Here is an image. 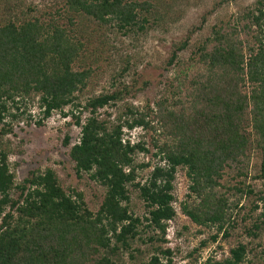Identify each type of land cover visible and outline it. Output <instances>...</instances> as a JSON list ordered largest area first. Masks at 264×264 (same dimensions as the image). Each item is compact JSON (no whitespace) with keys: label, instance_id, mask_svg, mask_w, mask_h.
Instances as JSON below:
<instances>
[{"label":"trees","instance_id":"16d2710c","mask_svg":"<svg viewBox=\"0 0 264 264\" xmlns=\"http://www.w3.org/2000/svg\"><path fill=\"white\" fill-rule=\"evenodd\" d=\"M172 2L65 0L64 26L54 19L0 21V264H120L124 253L133 259L137 251L132 245L141 241L142 221L129 211L130 186L146 208L144 228L155 232L143 243H165L166 224L175 217L172 183L178 167L186 169L189 190L198 200L197 205L183 207L191 222L215 226L217 234L223 231L227 238L225 226H235L229 199L246 196L253 199L251 213L262 206L247 234L256 237L264 225V0L214 26L189 58L188 62L201 66V79L190 83V106L177 107V102L161 99L156 110H150L157 118L155 124L153 119L146 121L147 114L139 107L118 108L130 92L128 86L80 102L79 95L91 86L95 70L79 61L93 42L77 30L78 17L97 32L111 26L125 37L143 32L152 10L157 21L167 19ZM188 42L186 37L175 45L169 64ZM128 68L125 62L120 77ZM34 98L39 103L37 126L59 112L71 116L80 128L79 142L71 146L69 157L77 177L86 174L106 190L95 213L85 207L80 193H65L51 169L31 171L15 184L6 136L13 133V123L23 120L26 109L22 107ZM67 107L72 110L65 113ZM108 107L119 109L113 119L111 113L99 114ZM26 120L31 122V117ZM141 127L159 132L163 139L159 145L152 139L158 163L143 184L135 182L138 172L150 165L137 163L135 157L148 150L143 143L131 144L123 138L124 129ZM68 142L66 136L64 146ZM254 152L260 158L255 178L262 181V188L258 190L247 184ZM13 190L18 194L15 199ZM155 251L137 262L172 264L170 250L156 247ZM245 255V246L238 244L229 257L204 264H244ZM262 256L264 260V250Z\"/></svg>","mask_w":264,"mask_h":264},{"label":"rangeland","instance_id":"374dc122","mask_svg":"<svg viewBox=\"0 0 264 264\" xmlns=\"http://www.w3.org/2000/svg\"><path fill=\"white\" fill-rule=\"evenodd\" d=\"M64 2L65 0H0V21L54 19L64 26L67 14L66 11L63 12ZM255 2L256 0H173L171 5L173 12L167 19L157 21L152 10L147 15L149 25H146L144 31L125 37L111 26L97 32L85 26V20L78 17L80 21L76 25L77 30L85 33L84 37L88 43L89 40L93 42V45L88 46L85 53L79 57V61L82 60V64L95 70L91 86L84 94L79 95L80 102L128 86L130 92L117 104L118 108L123 109L125 105L139 107L146 112V121L156 118L155 115H151L150 110L155 111V104L163 98L177 102V107L190 106V94L193 92L190 83L201 79L199 77L201 66L188 62L189 58L196 48L211 36L214 26L241 16L246 10L253 8ZM57 13L61 16L58 17ZM139 18H142V14ZM91 31L94 34H89ZM186 37L189 38L187 48L179 52L172 65L169 64L175 45L183 42ZM125 62H128L129 68L126 74L120 77ZM177 91L179 94H173ZM38 104V98L27 101L22 107V110L26 109L23 120L13 123V133L6 136L11 150L8 161L15 184H20L31 171L43 172L45 169H51L65 193L69 194L72 191L80 193L85 207L95 213L102 203L106 190L100 184L91 181L86 174L81 178L77 177L74 163L69 157L71 146L79 142L80 128L73 124L71 116L63 117L59 112H54L42 126H37L35 122L39 119ZM118 108H104L99 114L104 116L105 112L111 113L113 119L119 111ZM71 110V107H67L64 112ZM27 116L31 117V122L26 120ZM86 116L87 114H84L82 118ZM156 119H153L155 124ZM123 132L124 140L130 141L131 144L143 143L148 150V153H137L135 157L137 163L150 165L138 172L135 182L143 184L158 163V158L154 156L158 153L156 144H161L163 139L159 137V132L153 133L150 129L142 127L131 131L124 129ZM66 136L69 137L68 146L63 144ZM152 139H157V143L152 142ZM259 159L258 154L254 152L247 169V184L255 190L262 188V181L255 178L259 172ZM172 185L174 197L172 208L175 217L167 222L166 242L160 245L143 243L155 232L144 228L146 208L138 191L130 186L128 208L135 217L141 219L143 228H140L141 241L137 240L132 245V249L137 251L133 253L135 259L128 258V253H124L120 264H139L137 259L141 258L144 261L153 256L156 247L171 251L172 264H204L208 259L221 261L229 257L230 249L238 244L244 245L246 249L244 264H264L262 219L258 223L262 227L257 231L256 237L247 234L248 229L262 213L261 204L255 213H251L250 209L253 206L251 197H231L228 211L235 226L233 228L225 226L228 234L227 238H224L223 231L217 234L215 226H198L183 214V207L186 204L194 206L198 202L189 190L190 182L185 168H177ZM11 195L13 199L18 196L15 190ZM214 236L215 240L212 239Z\"/></svg>","mask_w":264,"mask_h":264}]
</instances>
